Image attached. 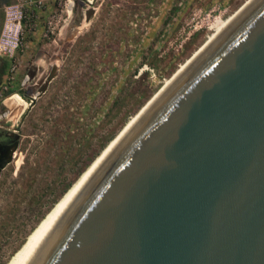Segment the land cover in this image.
Listing matches in <instances>:
<instances>
[{"label": "water", "instance_id": "1", "mask_svg": "<svg viewBox=\"0 0 264 264\" xmlns=\"http://www.w3.org/2000/svg\"><path fill=\"white\" fill-rule=\"evenodd\" d=\"M11 264H264V0L143 109Z\"/></svg>", "mask_w": 264, "mask_h": 264}, {"label": "rangeland", "instance_id": "2", "mask_svg": "<svg viewBox=\"0 0 264 264\" xmlns=\"http://www.w3.org/2000/svg\"><path fill=\"white\" fill-rule=\"evenodd\" d=\"M17 1L16 46L1 54L7 74L0 119L19 135L16 150L0 158L9 170L0 175V264L139 115L162 80L247 0H93L88 21L90 0H7L0 33L5 18L16 21L10 5ZM27 94L35 98L26 109Z\"/></svg>", "mask_w": 264, "mask_h": 264}, {"label": "bare ground", "instance_id": "3", "mask_svg": "<svg viewBox=\"0 0 264 264\" xmlns=\"http://www.w3.org/2000/svg\"><path fill=\"white\" fill-rule=\"evenodd\" d=\"M71 1V0H70ZM251 0H247L245 3H244V5H242L240 8H238V10H236L234 13H233V16L232 17H230L227 21H226V23L223 25V26H221L222 28L221 29H219L216 33H214L215 35H213V37L209 40V41H207L206 43H205V45L199 50V51H197L196 52V54H194L184 65L182 64V65H180L179 67H177L176 69H175V71L170 75V76H167V77H165L163 80H162V83H161V86L159 87V89H157V91L153 94V96H152V98L150 99V101L146 104V106L177 76V74L250 2ZM213 27V26H212ZM145 106V107H146ZM145 107H143V108H141V109H139V111L138 112H142L143 111V109L145 108ZM139 113V114H140ZM137 117V116H136ZM135 117V118H136ZM134 118V119H135ZM133 119V120H134ZM132 120V121H133ZM131 121V122H132ZM11 122V121H10ZM14 122H16V120H14ZM13 122V123H14ZM130 122V123H131ZM12 124V123H11ZM128 125L129 124H127V127H128ZM125 130V129H124ZM124 130H122L121 132H120V134L124 131ZM119 134V135H120ZM119 135H116L117 137L119 136ZM116 137V138H117ZM115 138V137H114ZM113 138V139H114ZM115 138V139H116ZM114 139V140H115ZM114 140L106 147V149L114 142ZM106 149H104V151L106 150ZM103 151V152H104ZM100 156H98L97 158H96V160L99 158ZM95 159V158H94ZM96 160H93V162H91L90 163V166H89V168L94 164V162L96 161ZM88 168V169H89ZM88 169H87V171H88ZM86 171V172H87ZM85 172V173H86ZM84 173V174H85ZM82 176H83V174L80 176V179L82 178ZM79 179V180H80ZM78 180V181H79ZM77 181V182H78ZM77 183H75L73 186H70V188L72 189L75 185H76ZM67 189L66 190V194L64 195V197L56 204V206L45 216V219L39 224V226L35 229V231H33L29 236H26L25 237V239H24V241L22 242V244L18 247V249L6 260V262H5V264H11L12 262H13V260L17 257V255L21 252V250L25 247V245L29 242V240L33 237V235L37 232V230L41 227V225L45 222V220L49 217V215L54 211V209L59 205V203L65 198V196L71 191V189Z\"/></svg>", "mask_w": 264, "mask_h": 264}, {"label": "built area", "instance_id": "4", "mask_svg": "<svg viewBox=\"0 0 264 264\" xmlns=\"http://www.w3.org/2000/svg\"><path fill=\"white\" fill-rule=\"evenodd\" d=\"M21 2H15L11 4L10 7H14V16L16 21L12 19L5 18L2 30L0 33V55L6 53L5 51H11L16 46L17 32L19 29V17ZM16 13V14H15Z\"/></svg>", "mask_w": 264, "mask_h": 264}, {"label": "flooded vegetation", "instance_id": "5", "mask_svg": "<svg viewBox=\"0 0 264 264\" xmlns=\"http://www.w3.org/2000/svg\"><path fill=\"white\" fill-rule=\"evenodd\" d=\"M5 1L7 0H0V5ZM18 135L19 133L17 129L11 128L9 123H5L0 119V158L2 157L3 152L10 148L13 143L15 144L14 150H16L18 145ZM4 172L9 173V170H6L4 167H0V175Z\"/></svg>", "mask_w": 264, "mask_h": 264}, {"label": "trees", "instance_id": "6", "mask_svg": "<svg viewBox=\"0 0 264 264\" xmlns=\"http://www.w3.org/2000/svg\"><path fill=\"white\" fill-rule=\"evenodd\" d=\"M6 66H7V61L5 60V58H3V57H1V55H0V83H1V81H2V77H3V75L4 76H6V74H7V70H6ZM89 163V162H88ZM88 163L86 164V166L88 165ZM85 166V167H86ZM84 167V168H85ZM72 183V182H71ZM70 183V184H71ZM69 184V185H70ZM68 185V186H69ZM67 186V187H68ZM67 187L63 190V192L67 189Z\"/></svg>", "mask_w": 264, "mask_h": 264}, {"label": "crops", "instance_id": "7", "mask_svg": "<svg viewBox=\"0 0 264 264\" xmlns=\"http://www.w3.org/2000/svg\"><path fill=\"white\" fill-rule=\"evenodd\" d=\"M3 78H4V75H3V77H2V81H3ZM25 78H26V79H25ZM25 78H24L25 82H27V80H32V81H33V77L26 76ZM2 81H1V82H2ZM33 83H34V82H33ZM37 83H38V82H37ZM32 87H33V85H31L29 88L31 89ZM15 94H16V93H14V95H15ZM12 97H13V96H12ZM20 99H21V98H20ZM20 99H19V100H20ZM15 102H17V100H16Z\"/></svg>", "mask_w": 264, "mask_h": 264}]
</instances>
